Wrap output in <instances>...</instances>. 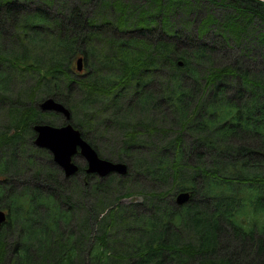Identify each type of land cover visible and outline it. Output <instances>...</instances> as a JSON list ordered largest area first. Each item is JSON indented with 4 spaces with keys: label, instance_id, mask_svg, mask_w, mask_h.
I'll return each mask as SVG.
<instances>
[{
    "label": "trees",
    "instance_id": "trees-1",
    "mask_svg": "<svg viewBox=\"0 0 264 264\" xmlns=\"http://www.w3.org/2000/svg\"><path fill=\"white\" fill-rule=\"evenodd\" d=\"M48 97L128 173L66 177ZM0 209V264H264V0H0Z\"/></svg>",
    "mask_w": 264,
    "mask_h": 264
},
{
    "label": "water",
    "instance_id": "water-1",
    "mask_svg": "<svg viewBox=\"0 0 264 264\" xmlns=\"http://www.w3.org/2000/svg\"><path fill=\"white\" fill-rule=\"evenodd\" d=\"M182 64V62H180ZM78 71H83V59L77 60ZM43 111H53L60 113L68 122L63 125H52L48 123H39L34 126L36 131L35 145L39 148L48 149L54 161L63 169L66 177L77 174L80 165L75 161L76 155H80L87 163L86 172L94 173L100 177H105L111 173L126 175L128 173V164L122 161H114L101 157L97 150L83 137L81 131L73 126L69 121L71 112L63 103L53 97L45 98L40 103ZM191 197L189 191H181L176 196V202L179 205L186 204ZM7 219V212L0 209V224Z\"/></svg>",
    "mask_w": 264,
    "mask_h": 264
},
{
    "label": "rangeland",
    "instance_id": "rangeland-1",
    "mask_svg": "<svg viewBox=\"0 0 264 264\" xmlns=\"http://www.w3.org/2000/svg\"><path fill=\"white\" fill-rule=\"evenodd\" d=\"M138 1V0H137ZM205 4L204 5H202V12L203 13H205ZM184 19H181L180 21H183ZM211 38H212V34H210L208 37H207V39L210 41L211 40ZM234 52V51H233ZM239 52H242V50H239ZM231 61V58H230V56L228 55V54H225V53H223L220 57H218L217 58V62H218V64L219 65H221V64H226V63H229ZM76 62L74 61V66L76 67ZM26 83H28V84H30V85H32V86H35V84H34V79L33 78H29V79H27L26 80ZM45 92V91H44ZM41 93L42 92H39L38 93V95H41ZM58 95H60V92L58 93ZM51 117H53L54 119H55V121L57 122V123H62V122H64L65 121V118L61 115V114H58L57 113V115H51L50 116V118ZM75 161H77V163L78 164H81V162H84L85 160H84V158L82 157V156H80V155H76V157H75ZM64 173V172H63ZM65 175V174H64ZM220 239H225V236H224V232H223V234H222V236H221V238Z\"/></svg>",
    "mask_w": 264,
    "mask_h": 264
}]
</instances>
